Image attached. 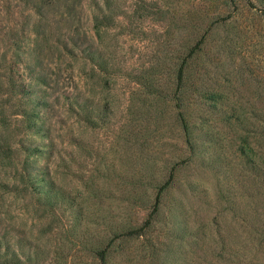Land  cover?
I'll use <instances>...</instances> for the list:
<instances>
[{"label":"rangeland","instance_id":"374dc122","mask_svg":"<svg viewBox=\"0 0 264 264\" xmlns=\"http://www.w3.org/2000/svg\"><path fill=\"white\" fill-rule=\"evenodd\" d=\"M74 1H61L47 7L50 30L54 34L53 43L57 47L51 50L46 47L41 55L49 84L38 86L30 79V70L27 67L29 63H36L34 55L30 54L34 40V16L32 21L30 18L29 22L23 25L28 21V17H32L34 3H26L25 0H0V30L6 32L14 28L19 31L22 41L18 52L25 53L18 63L12 58L13 52L17 51L16 46L2 45L3 50L9 52L6 67L11 68L14 77L19 82H25L28 88H41L38 92L39 98H44L49 103L47 108L41 109L45 120V136L35 138L43 152L37 157L30 156L28 166L24 153H21L19 159L11 160L12 163L10 160H0V178H12L25 171L34 173L39 180L44 178L46 181L53 176L70 197L57 205V213L63 219L62 228L66 230H72L82 206L89 207L90 213L97 208L86 201L87 191L78 177L79 165L70 159L71 152L76 149L73 138L82 139L83 144H90L96 150L92 158L85 156L83 147L75 151L82 156L80 160L88 162L85 169L87 175L90 173L88 169L99 161L97 158H106V162L110 164L118 161L114 152L115 131L119 123L125 120L128 102L133 91L138 88L132 79L134 74L151 65L153 56L162 54L163 51H170L172 54L183 46H193L208 32L207 51L211 57L208 70L221 81L226 91L229 90L227 104H238L237 110L240 114L244 111L241 109L242 105H245L246 109L251 106L259 108L264 100V92L261 91L259 83L264 79V7L261 0H253L251 6H246V0H236V8L230 0H118L123 9L129 10V14L136 2L153 7L140 15L119 17L100 39H97L93 31V17L98 12L94 0H79L75 8L71 9ZM8 2L11 3L10 9L7 8ZM228 14H231L229 19H224ZM85 34L95 41V49L98 48L99 53L110 65L122 69L120 74L109 76L92 69L93 63L83 55L80 48L73 47L70 39L81 38V42H84ZM86 43L93 44L90 38ZM26 49L29 54H26ZM164 71L167 77V70ZM64 94L79 95L81 102L87 100L83 103L98 105L101 110L100 126L91 128L84 120L83 113L77 114L65 104ZM9 97L0 95V100L8 101L10 113L17 108L12 105L22 102L23 99ZM224 108H221V105L212 110L209 108L206 120L199 124L210 139L202 157L207 163H203L199 156H192L190 166L183 168L179 174L183 188L174 189L175 196L182 198L183 207L179 211V223L187 234L186 241L175 255L177 260L178 254L182 253L177 260L178 264H198L203 257H211L214 250L222 252L217 240L224 233L221 226L224 228L225 217H219L222 207L219 202L227 205V197L230 195L235 201L241 200L243 179L239 163L245 160L241 131L239 125L226 120ZM193 110L197 115L202 114L198 105H194ZM12 119L17 125H21L16 118ZM23 134L16 135L15 139H30ZM180 145L184 147L181 141ZM247 152L251 155L249 149ZM60 154L65 156V163L71 169L65 167ZM253 158L256 159L257 156ZM212 160L218 161L214 163ZM230 160L233 163L231 166L228 165ZM164 161L166 160H161V163L164 164ZM140 162L143 160L138 164L129 160V181L143 176L140 170L143 166ZM166 176L163 175V178ZM21 188L20 192L0 191V216L3 218V221L0 220V233L8 232L14 239L19 237L40 241L45 247L55 245L57 234L43 233V224L38 221V214L42 213V209H38L40 207L36 202L37 195L30 190L24 191V184H21ZM130 188L129 186V190ZM186 190L188 196L184 195ZM121 192L127 194L126 190L118 192L117 188L113 187V195ZM135 196L136 193L134 197L129 195V203L109 197L103 206L125 219L129 217V224H133L132 226H140L151 208H145L139 205L140 203L135 205ZM169 199L168 196L166 201ZM90 213L88 215L84 210L83 227H78L79 232L87 228L94 229L93 224L88 221L89 217H86L90 216ZM227 214L230 219L234 216L232 212ZM239 221H234L233 226L235 225L237 234L241 232L243 239L245 234L240 230ZM168 230L169 227L163 222L160 225V233L157 232L160 239L168 240ZM149 237L154 238L153 235ZM146 243L144 238L133 240L130 246L129 243L122 242L117 246L114 264H151L145 256L149 253ZM74 257L71 258L76 263L93 264L86 250L76 251ZM234 260L235 264H239L238 257Z\"/></svg>","mask_w":264,"mask_h":264},{"label":"trees","instance_id":"16d2710c","mask_svg":"<svg viewBox=\"0 0 264 264\" xmlns=\"http://www.w3.org/2000/svg\"><path fill=\"white\" fill-rule=\"evenodd\" d=\"M25 1L34 3V12L23 25H26L30 18L32 21L33 16L35 19L30 54L34 55L36 63L28 64L29 77L38 86H47L49 77L41 55L46 47L50 50L57 47L53 43L54 34L50 30L47 7L61 1L68 3L69 0ZM78 1L73 2L71 9L75 8ZM261 1L264 7V0ZM230 2L237 7L236 0ZM245 3L246 6H251L253 0H246ZM94 4L98 10L93 17V31L97 39L111 29L119 17L140 15L141 12L153 7L136 2L129 14V10L123 9L118 0H94ZM7 8H11L10 2ZM230 16L231 14H228L224 19L228 20ZM211 30L210 28L209 31ZM207 36L208 32L195 45L183 46L176 53L163 51L162 54L153 56L149 67L134 74L132 81L138 88L133 91L128 102L125 120L119 123L115 131L114 152L117 155V162L110 164L106 162V158H97L99 161L88 169L90 173L87 175L85 169L88 162L80 160L82 156L75 151L83 147L86 151L85 156L92 158L96 150L90 144H83L82 139L73 138L76 149L71 152L70 159L79 165L78 177L83 181L87 191L86 201L97 208L90 213L89 207L82 206L72 230L62 228L63 219L57 213V205L70 199L69 194L63 186L58 185L53 176L46 181L44 178L39 180L34 173L25 171L12 178H0V191L20 192L21 184H24V191L30 190L37 195L36 202L40 207L38 209H42V213L38 214V221L43 224L45 230L43 233L57 234L55 245L45 247L40 241L19 237L14 239L7 234L8 232L0 233V264H79L72 259L78 250L88 251L93 264H114L117 246L122 242L129 243L130 246L133 240L140 238L147 242L149 253L145 256L151 264H178L177 260L182 253L178 254L177 260L175 255L186 241L187 234L179 223V211L183 207L182 198L175 196L174 189L183 188L179 181L181 170L190 166L192 156L202 158L206 143L210 141L208 134H205L199 124L206 120L209 108L212 110L218 105L224 108L225 104L226 108L223 111L226 120L239 125L241 131V145L245 157V160L239 163L243 192L240 201H235L230 195L227 197V205L219 202L222 206L219 217H225V225L224 228L221 226L224 233L217 243L223 253L214 250L211 257H203L198 264H235V257H238L239 264H264V100L259 108L251 106L247 110L245 105H242L241 109L244 111L240 114L237 110L238 104L235 102L227 104L229 90L226 91L221 81L208 70L211 57L207 51ZM19 37V31L14 28L6 32L0 30V95L23 99L22 102L12 105L17 108L10 113L8 101L0 100V160H16L24 153L28 166L30 156L37 157L43 152L35 138L45 136V120L41 109L47 108L49 103L44 98H39L38 92L41 88H28L25 82H19L14 77L11 68L6 67L9 52L3 50L2 45L16 46L17 51L13 52L12 58L18 63L25 55L18 52L22 41ZM89 38L93 44L86 43ZM70 39L73 47L80 48L83 55L93 63L94 71L98 70L109 76L122 72L116 65H110L97 47L95 49V41L88 34L84 35V42H81V38ZM27 51L26 54H29V50ZM164 70H167L169 78L165 77ZM127 75L129 77V74ZM259 83L261 91L264 92V79ZM63 99L71 110L77 114H84V120L91 128L100 126L101 110L98 105L83 103L87 100L81 102L79 95L64 94ZM194 105L200 107L202 114L197 115L194 112ZM12 117L21 125H17ZM20 133H24L23 135L29 136L30 139H15ZM180 141L184 147H181ZM247 149L251 151V155L257 156V160L247 152ZM59 157L65 163V156L60 154ZM129 160L135 164L143 160L140 162L143 166L140 169L143 176H137L129 181ZM161 160L166 161L163 164ZM217 161L212 160L214 163ZM202 162L207 163L204 159ZM232 164L230 160L228 165ZM66 166L69 167L65 163ZM165 174L167 176L163 178ZM113 187H116L118 192L126 190L127 194L121 192L113 195ZM187 191L185 196H188ZM135 193L137 195L135 205L140 203L139 205L145 208H151L140 226H132L133 224H129V217L125 219L103 206L109 197H116L122 203L126 201L129 203L130 197H134ZM168 196L170 199L166 201ZM84 210L87 214L90 213V216L86 217L90 218L88 221L93 224L94 229L87 228L79 232L78 227H83ZM230 212L234 214L231 219L227 214ZM0 220L3 221L1 216ZM234 221H239L240 230L245 234L242 236L243 239L241 232L237 234L235 231ZM163 222L169 227V241L160 239L157 233H160V225ZM216 224L220 225L219 222ZM149 235H153L154 238L151 239Z\"/></svg>","mask_w":264,"mask_h":264}]
</instances>
